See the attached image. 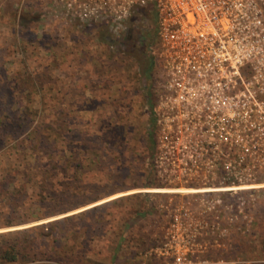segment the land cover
<instances>
[{"label":"rangeland","instance_id":"374dc122","mask_svg":"<svg viewBox=\"0 0 264 264\" xmlns=\"http://www.w3.org/2000/svg\"><path fill=\"white\" fill-rule=\"evenodd\" d=\"M152 12L150 1L136 3L117 34L81 22L56 0H0V163L29 158L15 139L45 129L43 122L54 132L44 161L74 160L78 153L70 171L57 177L59 202H39L29 188L13 214L0 199V233L84 214L56 230L53 246L38 242L61 247L77 264H166L174 260L172 251L183 250L180 233L187 227L199 255L264 264V168L236 193L159 191L165 186L150 164L155 140L149 110L158 71L145 76L143 61L156 44ZM129 34L137 39L135 54ZM29 110L30 125L17 129L15 119ZM61 128L65 139L55 135ZM16 170L24 183V167ZM63 208L72 211L53 215ZM176 220L184 225L174 226ZM42 263L49 262L35 264Z\"/></svg>","mask_w":264,"mask_h":264},{"label":"built area","instance_id":"2783aa9c","mask_svg":"<svg viewBox=\"0 0 264 264\" xmlns=\"http://www.w3.org/2000/svg\"><path fill=\"white\" fill-rule=\"evenodd\" d=\"M56 1L81 22L117 34L133 6L146 4ZM148 1L157 15L151 55L158 79L149 110L150 164L165 186L159 191L240 192L264 168V0ZM180 234L183 250L166 264H240L199 255L192 230Z\"/></svg>","mask_w":264,"mask_h":264},{"label":"trees","instance_id":"16d2710c","mask_svg":"<svg viewBox=\"0 0 264 264\" xmlns=\"http://www.w3.org/2000/svg\"><path fill=\"white\" fill-rule=\"evenodd\" d=\"M152 15L154 16L156 23L157 15L155 12H152ZM127 40L129 51L135 54V51L137 50V39H134L129 34ZM143 61L145 66L144 74L149 77L152 70L154 68L156 69L155 62L152 56L147 55H143ZM35 84L37 87L43 89V85L39 81H36ZM29 101L31 103L33 99L30 98ZM31 113V110H29V112H25L22 117L15 119V124L18 125L17 129L30 125L32 121L30 119ZM2 119L3 118L0 117V126H2L5 122ZM41 126L45 129H36L35 131L29 132L28 138L21 142L18 141L19 137L15 139L18 145H20L23 149H26V151L31 154L29 158L26 156V158L21 161H11L12 163L7 164H3L2 162L0 163V170L6 171L3 175H0V199L2 198L4 201L7 200V207L9 206L11 208L13 214L17 207L20 206L17 200L24 196L28 197L29 188L33 189V194H36L39 202H45L49 199L59 202L61 198H58L56 191L58 190V186H60V184L59 181H57V177L59 175L64 177L65 174L70 171L72 162L77 160L76 156H78V153H74V160L69 157L67 159H59V161H56L55 163L44 161V157H47L46 152L49 153L50 149L53 147L50 139H52L51 137H54V132L51 133V129H49L48 124H45L44 122ZM63 130L64 129L61 128L60 131H56L57 133H55V135L64 138L65 133ZM39 131L41 132L39 133ZM57 144H59V142L55 143V145ZM44 163H46L47 166H45ZM80 165L81 164H79V166L77 165V167L81 168ZM17 166L24 167V183L17 181V177L13 172V170L17 169ZM34 170L41 172L38 177L37 175L31 177L30 172L33 173ZM69 211H72V208H63L60 212L58 211L53 213V215L67 213ZM83 215L84 214L74 215L63 219L62 221L57 220L24 230L0 233V264H35L42 261H48V264H51L52 262L59 264L62 262H67V264L79 263L75 262L78 260L77 257L75 259L73 257H67L69 255L67 252H64L61 247H52V249H48V247L40 245L41 242L38 241H46L48 243V241L51 240V244L53 246V244L57 241L53 238L60 235L59 230L62 224L79 219ZM42 218L40 217L39 219ZM26 222L27 221H23L20 222V224ZM13 225H15L13 222L6 224L7 227H12ZM57 229L59 230L56 231ZM63 253L65 254L63 255Z\"/></svg>","mask_w":264,"mask_h":264}]
</instances>
